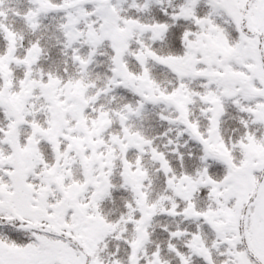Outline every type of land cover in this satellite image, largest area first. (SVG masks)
I'll list each match as a JSON object with an SVG mask.
<instances>
[{"label": "snow or ice", "instance_id": "6c2138e0", "mask_svg": "<svg viewBox=\"0 0 264 264\" xmlns=\"http://www.w3.org/2000/svg\"><path fill=\"white\" fill-rule=\"evenodd\" d=\"M0 264H264V0H0Z\"/></svg>", "mask_w": 264, "mask_h": 264}]
</instances>
